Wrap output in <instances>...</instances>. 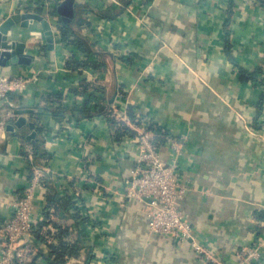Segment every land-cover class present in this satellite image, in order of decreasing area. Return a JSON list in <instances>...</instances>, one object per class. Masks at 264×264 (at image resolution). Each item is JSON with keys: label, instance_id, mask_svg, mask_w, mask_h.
I'll return each instance as SVG.
<instances>
[{"label": "crops", "instance_id": "1", "mask_svg": "<svg viewBox=\"0 0 264 264\" xmlns=\"http://www.w3.org/2000/svg\"><path fill=\"white\" fill-rule=\"evenodd\" d=\"M26 5L44 17L52 10L54 36L50 47L40 21L16 24L10 46L33 62L0 66L2 75L31 77L0 109V225L33 167L48 182L36 193L27 264H53L51 247L78 238L83 249L70 264H213L192 242L154 233L147 203L127 196L138 138L117 140L110 111L130 107L182 139L187 190L178 205L197 241L224 264L258 245L264 264V0H0V26ZM61 21L93 51L73 35L63 41ZM58 106L68 108L61 119ZM21 117L27 123L13 128ZM160 146L171 162L166 141Z\"/></svg>", "mask_w": 264, "mask_h": 264}, {"label": "built area", "instance_id": "2", "mask_svg": "<svg viewBox=\"0 0 264 264\" xmlns=\"http://www.w3.org/2000/svg\"><path fill=\"white\" fill-rule=\"evenodd\" d=\"M27 6L29 5H26L23 13H33L27 10ZM52 14L51 10L46 13L45 18ZM30 81L29 76L11 77L0 74V109L11 93L21 90ZM112 111L113 116L137 132L139 154L135 172L129 181L127 196L147 203L151 230L159 235L172 237L181 244L192 242L194 248L213 264H224L197 241L189 219L179 208V199L187 190L183 186L181 175L180 159L184 153L182 139L161 135L165 132L160 128L154 130L152 127L155 124L149 117L138 114L137 124L131 121L128 110ZM4 126L2 123V127ZM160 135L171 149L172 159L169 163L164 160L157 141ZM39 188H45V175L41 169L33 167L29 184L14 204L13 215L0 225L3 259L7 264H27L35 253L34 247L25 243L30 241L36 227L35 201ZM236 256L235 264H257L261 261V249L258 245L243 248Z\"/></svg>", "mask_w": 264, "mask_h": 264}, {"label": "trees", "instance_id": "3", "mask_svg": "<svg viewBox=\"0 0 264 264\" xmlns=\"http://www.w3.org/2000/svg\"><path fill=\"white\" fill-rule=\"evenodd\" d=\"M39 12L42 15L44 10L43 11L41 10ZM74 25H78L80 27L82 25V20L81 19L77 20ZM74 25L72 23L68 24V23H65L63 21L60 22L59 29L61 31L63 41L68 40L69 36L73 35L74 37H76V42H77V45H79L80 49H82L83 51L92 52L93 50L91 48V45H89L80 36L79 31L74 28ZM71 63H73L75 65H80L75 60L71 61ZM249 78H253V76L251 75V76L247 77V76L243 75V79L244 80L249 79ZM53 101H55L54 98H49V102H52L53 104H55ZM67 111H68V108L62 107V106H58L52 111V114L54 116H56L57 118L61 119V118H63L65 116ZM128 116L130 117V119H131V121L133 123L139 124V122H137L138 113L135 110V108H133V107L128 108ZM35 119L38 120L39 117L35 116ZM110 120H111L112 128L115 130L114 137L117 140H121V138H123V136H125V135H132V136L137 135V132L132 127L128 126L125 122L120 121L115 116H113V111L112 110L110 111ZM152 128L155 130L158 127L153 126ZM161 135L166 136V133H161ZM161 135L157 138V141H158V143L160 145L165 142V138L163 136H161ZM32 171H30V172H32ZM47 184H48V182L45 179V188H47ZM55 199H56V195L55 194H49L48 202H49L50 206L55 205L57 203V200H55ZM69 203H70V201L64 200L62 206H65V205H67ZM60 234H61V238L63 240H64V238H66L67 236L70 235V233H69V231L67 229H61V233ZM36 236L38 238H44L43 236L40 235L39 232H36ZM81 242L82 241L78 238L76 243H74L73 245H67V243L63 241V243L59 247H51L53 249V254L56 255V258L53 261V264H70L68 262V257H70L72 255H75V256L79 255L80 251L83 249V246L81 245Z\"/></svg>", "mask_w": 264, "mask_h": 264}, {"label": "water", "instance_id": "4", "mask_svg": "<svg viewBox=\"0 0 264 264\" xmlns=\"http://www.w3.org/2000/svg\"><path fill=\"white\" fill-rule=\"evenodd\" d=\"M67 3H63L59 11L61 14H67L65 12ZM68 15H73L68 14ZM29 20H37L40 21L43 25V28L46 32L47 39L50 43V47H53L54 44V36L52 27L49 23V21L41 14L37 13H23V14H16L8 18L2 25L0 26V66L1 67H7L12 65H18V64H32L33 57L31 55L25 54L21 51L20 48L14 50L10 46V38H9V32L12 30V28L19 23H23L24 26L28 25ZM114 102V99L111 101V104ZM27 123L26 119L21 117L15 125H12L13 128L16 126L21 127ZM31 126H33L31 124Z\"/></svg>", "mask_w": 264, "mask_h": 264}]
</instances>
